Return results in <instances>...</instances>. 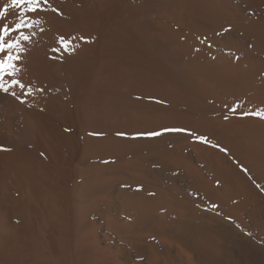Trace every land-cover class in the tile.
<instances>
[{
	"label": "bare ground",
	"instance_id": "bare-ground-1",
	"mask_svg": "<svg viewBox=\"0 0 264 264\" xmlns=\"http://www.w3.org/2000/svg\"><path fill=\"white\" fill-rule=\"evenodd\" d=\"M5 5L0 264H264V0Z\"/></svg>",
	"mask_w": 264,
	"mask_h": 264
},
{
	"label": "snow or ice",
	"instance_id": "snow-or-ice-1",
	"mask_svg": "<svg viewBox=\"0 0 264 264\" xmlns=\"http://www.w3.org/2000/svg\"><path fill=\"white\" fill-rule=\"evenodd\" d=\"M45 3H47V0H44ZM21 5H27V11L28 12H35L40 6V0H11V7H17ZM9 5H5L3 9H0V19L4 18V16L8 12ZM55 11V9H53ZM17 23H15L14 26H9L5 24L3 27H0V53H3L6 49L11 50L14 47H17L19 45V39L15 41H9L5 42V37H8L13 32H20V38L24 40H29L30 37L24 35L22 29L24 27H32V24L26 23L25 20L20 19V17H17ZM61 45L63 47H67V44L64 41V38L61 37L60 41ZM59 49H54V51H58ZM19 59L18 56H12L9 54L5 59L0 60V72L5 71L6 69L15 68V65L12 63L13 60ZM14 84H19L21 88H24L25 86L23 84H20L19 81H14ZM0 88H3V85H0ZM4 91H8L7 88H3ZM148 135H159L157 132H151L148 133Z\"/></svg>",
	"mask_w": 264,
	"mask_h": 264
}]
</instances>
